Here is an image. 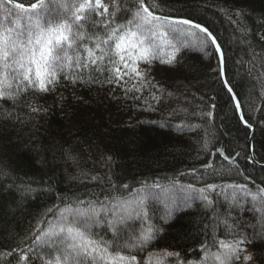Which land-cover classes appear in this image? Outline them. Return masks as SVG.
I'll return each mask as SVG.
<instances>
[{
    "label": "trees",
    "instance_id": "1",
    "mask_svg": "<svg viewBox=\"0 0 264 264\" xmlns=\"http://www.w3.org/2000/svg\"><path fill=\"white\" fill-rule=\"evenodd\" d=\"M16 2L27 6L36 0ZM154 3L163 8L161 14L191 19L216 37L224 54L225 79L252 127L241 121L235 98L223 83L215 47L199 44L205 34L186 25L156 38L159 58L150 65L141 62L151 85L140 92L125 91L133 84L140 87L135 79L126 85L103 82L107 73L100 76L101 82L73 83L70 77L77 71L73 68L59 72L56 86L47 93L29 92L15 104L0 99V253L18 249L0 256V264H55L57 256L63 259L64 245L57 237L41 242L33 235L37 227L47 231L49 222L56 224L57 218L47 212L54 205L75 203L77 197L130 200L140 189L149 196L150 219L128 224L137 233L148 225L159 229L142 250H133L142 264H200L205 244L210 253L219 249L212 244L213 229L218 239H237L226 234L225 219L238 223L240 236L247 237L241 245L245 251L233 264H264V219L250 197L241 199L242 194L235 192L239 206L233 203L234 190L229 187L245 183L252 191L256 185L264 187V0ZM12 11L8 22L0 12V25L14 27L11 21L19 17L23 30L29 15L37 18ZM64 16L58 0H48L39 18L47 24ZM93 19L94 15L82 22L87 32L101 31L91 27ZM85 40L91 43L87 36ZM173 53L172 64L161 62ZM29 104L41 111L33 113ZM217 148L232 157L231 162ZM251 154L254 160L249 159ZM29 184L31 191L21 190ZM185 196L196 199L185 202L181 199ZM40 220L45 221L42 226L37 224ZM93 232L105 240L113 237L106 226ZM128 236L124 228L121 243ZM19 249L28 254V261L21 259ZM245 255L252 260H244Z\"/></svg>",
    "mask_w": 264,
    "mask_h": 264
},
{
    "label": "snow or ice",
    "instance_id": "2",
    "mask_svg": "<svg viewBox=\"0 0 264 264\" xmlns=\"http://www.w3.org/2000/svg\"><path fill=\"white\" fill-rule=\"evenodd\" d=\"M58 2L59 6L65 9V16L58 21L50 20L45 24L39 17L48 8V0H36L27 6L24 3H17L16 0H0V12L3 13L2 18L5 22L14 15L13 9H19L21 13H33L37 17L33 19V15H29L27 27L23 30L19 17L11 21L14 27H9L8 23L0 25V99H7L15 104L29 92L47 93L56 86L59 72L73 68L77 70L70 77L73 83L101 82L100 76L107 73L103 82L108 84L123 82V85H126L128 80L135 79L140 87L133 84L131 88H125V91L140 92L151 85L147 73L140 67L141 62L150 65L159 58L156 38L167 37L169 32L179 31L176 25H186L204 33L205 38L198 43L204 46L210 43L219 53L221 61L224 59L220 44L207 27L194 23L191 19H177L161 14L163 8L154 3V0H131V6L128 5V0L120 2L109 0V3H105L104 0L83 2L73 0L71 4L63 0ZM68 12L71 13L70 17ZM93 15L95 19L92 20L91 27L101 31L87 32L82 22ZM86 36L87 41L91 43L86 42ZM175 60L176 56L173 53L171 59L161 62L172 64ZM223 83L227 86L228 81L225 79ZM228 91L232 93L233 90L228 87ZM157 99L153 94V100ZM28 106L33 113L41 111L30 104ZM235 107L237 110L241 109L238 99L235 101ZM240 119L247 127H252L242 111ZM216 151L220 152L226 161L231 162L233 159L224 154L223 149L217 148ZM124 187L127 188V185ZM154 187L159 188L160 185L156 184ZM207 187L215 191L217 186L209 184ZM229 187L234 190L230 196L233 203L239 206L235 192L242 194L241 199L250 197L254 210L260 212L261 218L264 219V187L256 185V191H252L246 183L232 184ZM21 190L28 192L32 188L29 184L22 186ZM144 192L145 189L137 190L136 196L130 200L117 197L115 202L111 200L101 202L85 201L77 197L75 203L70 202L63 207L54 205L47 212L57 218L56 224L52 225L49 222L47 231H41V227H37L33 233L35 241L43 242L46 237L52 236L58 238L64 245L63 259L57 256L55 264H142L137 255L133 254V250H142L143 246L159 232V229L148 225L137 233L135 228L128 224V221L136 219L142 221L150 219L147 203L149 196ZM199 192L203 193L204 189H199ZM151 198L157 200L158 196L153 195ZM202 198L211 203L207 196ZM181 199L187 202L195 200L196 197L185 196ZM256 204H259V207H256ZM44 222L40 220L37 224L42 226ZM222 223L226 234L234 235L237 239L234 241L218 239L213 229L212 244L213 246L218 244L219 249L215 253H210L208 244H205L204 257L200 264H209V261L212 264L216 262L233 264V261L239 260L241 253L245 251L241 245L245 243L247 237H241L237 231L240 225L229 223L227 219ZM105 226L113 233L111 240H105L98 232H93L94 228ZM124 228H127L129 236L121 243V232ZM16 251L18 249L14 248L12 252L0 253V256H11ZM19 251L22 253L21 259L28 261V254L23 249ZM165 255L178 257L179 253ZM243 259L250 261L252 256L245 255Z\"/></svg>",
    "mask_w": 264,
    "mask_h": 264
},
{
    "label": "water",
    "instance_id": "3",
    "mask_svg": "<svg viewBox=\"0 0 264 264\" xmlns=\"http://www.w3.org/2000/svg\"><path fill=\"white\" fill-rule=\"evenodd\" d=\"M219 54V53H218ZM222 62V77H223V80H225V71H224V59H223V61H221ZM227 89H228V84H227ZM232 95H233V97L235 98V96H234V94L232 93ZM237 99L235 98V101H236ZM240 111H242V109H240V110H238V112H239V115H240ZM251 153L253 152V145H252V141H251ZM252 155V159L254 160V158H253V154H251ZM264 167V166H263Z\"/></svg>",
    "mask_w": 264,
    "mask_h": 264
}]
</instances>
